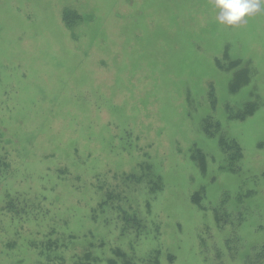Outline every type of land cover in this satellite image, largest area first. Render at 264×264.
Instances as JSON below:
<instances>
[{
	"label": "rangeland",
	"instance_id": "rangeland-1",
	"mask_svg": "<svg viewBox=\"0 0 264 264\" xmlns=\"http://www.w3.org/2000/svg\"><path fill=\"white\" fill-rule=\"evenodd\" d=\"M0 157V264H128L116 247L130 264H249L264 0H0ZM145 162L162 189L143 190L145 237L123 235L97 181ZM8 200L33 207L4 215Z\"/></svg>",
	"mask_w": 264,
	"mask_h": 264
},
{
	"label": "trees",
	"instance_id": "trees-1",
	"mask_svg": "<svg viewBox=\"0 0 264 264\" xmlns=\"http://www.w3.org/2000/svg\"><path fill=\"white\" fill-rule=\"evenodd\" d=\"M233 64L236 63L233 62L232 65ZM220 144H222V149L225 151L226 156H230L227 154L234 151L233 145L235 144V142L231 141L229 143L223 138L220 139ZM239 155V151L236 150L230 160L236 161L237 159H239ZM193 156L195 157V159L199 160V163L203 167V165L205 164V158L203 154L197 152ZM5 167L6 165L4 166V168ZM1 168L2 159L0 157V172L2 171ZM162 181V178L158 175H155V173L153 172V167L147 162L139 165L137 171L124 173L121 175H114V178L112 180L111 177L100 178L97 181L96 189L101 193L102 197L100 202L97 204L96 212H99L102 215L104 214L106 224H109L110 221H118L119 223H121V232L123 235L134 233L138 234L140 237H145L144 235L147 233L149 222L142 213L143 190L152 195L154 192L162 189ZM32 207L33 206H29L27 204V201L17 200L10 202L8 200L5 207L1 211L4 215L5 213L9 215H18L31 210ZM221 219L223 218L219 214L217 218L219 224L221 223ZM153 227L155 228L154 224ZM54 228L55 227H49L47 229V232L53 230ZM53 233H55V231H50L47 235ZM57 242L59 241L58 238L56 240V237L46 240V243L51 244ZM112 256V259L115 261H123L128 264L132 262L128 254L119 247H116L113 250ZM262 259L264 260V244L254 254V257L253 259H251L249 264H261L260 261Z\"/></svg>",
	"mask_w": 264,
	"mask_h": 264
}]
</instances>
